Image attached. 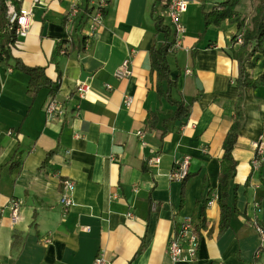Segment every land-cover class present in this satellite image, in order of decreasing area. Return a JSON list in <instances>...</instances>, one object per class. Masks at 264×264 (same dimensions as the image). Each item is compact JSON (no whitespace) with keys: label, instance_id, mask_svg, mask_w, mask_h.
Instances as JSON below:
<instances>
[{"label":"crops","instance_id":"0c3cea01","mask_svg":"<svg viewBox=\"0 0 264 264\" xmlns=\"http://www.w3.org/2000/svg\"><path fill=\"white\" fill-rule=\"evenodd\" d=\"M14 1L30 15L12 56L42 66L58 88L52 95L44 86L31 97L29 76L0 61V264H91L99 252L108 264H264V234L255 226L264 221V160L253 163V143L263 133L264 84L245 88L240 99L238 63L227 52L240 43L230 41L236 25H204L203 11L216 0H188L180 45L166 58L176 79L172 96L190 104L180 120L168 119L174 106L157 95L150 72L149 49L163 39L154 27V15H163L152 12L155 0H110L89 37L79 18L66 20L72 0ZM64 39L72 45L64 42L65 52L54 57ZM258 56L244 63L252 78L264 70V55ZM126 60L129 74L117 77ZM79 82L88 85L82 98ZM52 97L63 114L47 120L44 106ZM237 107L229 189L237 212L218 235L222 142ZM154 155L159 162L148 164ZM183 158L189 176L181 198L182 181L173 172ZM61 178L74 181L65 217ZM208 192L196 256L173 262L167 243L184 216L198 215L197 202ZM11 200L20 204L15 221Z\"/></svg>","mask_w":264,"mask_h":264},{"label":"trees","instance_id":"16d2710c","mask_svg":"<svg viewBox=\"0 0 264 264\" xmlns=\"http://www.w3.org/2000/svg\"><path fill=\"white\" fill-rule=\"evenodd\" d=\"M7 1H11L15 9L19 10L16 6L14 0H0V61L6 67L11 69H18L23 71L29 76L27 93L29 96H34L38 89L41 87H49L52 95L55 93L58 85L50 81L44 74V68L42 66H30L24 64L19 58L13 57L11 54V46L15 42L17 35L15 32L16 24L10 22V16L8 13ZM167 0H155L152 5V12H156L157 9H161L162 12L165 9V3ZM241 3V0H217L215 4L211 7L209 11H203L204 25L208 27L209 25H220L223 21H228L230 23H235L237 32L231 37V42H237V36L241 33V41L238 47L233 50V53L228 52V54L234 57L238 63V76L236 79V84L239 87L240 99H242L243 90L247 87L256 88L264 84V70L257 78H252L245 69L244 63L254 57L256 54L264 55V0H257L253 6V12L250 16V24L246 25L245 15L240 14L237 6ZM163 15H154V27L156 32L162 33L163 39L161 42H157L155 39L149 49L148 56L150 61V72H154L156 75V91L159 97H163L166 101L174 106V113L168 119H182L188 115L190 110V104H186L180 95L178 99L172 96V90L176 89V79L170 77V67L167 63V55L172 51V47L175 43L176 33L172 30L170 25L163 22ZM83 23V20L81 21ZM69 40L70 45H72L70 39L60 40L55 47L54 57L59 55L62 48V44ZM65 52V50H64ZM236 109V118L234 119L231 127L226 132V135L222 142L223 153L220 160V172H219V232L221 234L228 226L232 214L237 212L235 205V189H233V200L229 202V189L232 184L236 161L232 155V149L236 143L240 122L239 115L241 111L239 107ZM146 123L150 122L145 120ZM51 152H48L46 158L47 160ZM189 173L181 178V198H183V193L185 189L186 179ZM63 178L60 179V185ZM210 193L208 192L204 197L198 200V215L194 214L191 216V222L193 226V232L199 241L201 237V230L206 227L204 219L205 205L210 200ZM264 230V221L257 222ZM179 225L175 229L177 232ZM261 250V247L258 249ZM258 251V252H259ZM257 257V255H255ZM256 259V258H255Z\"/></svg>","mask_w":264,"mask_h":264},{"label":"built area","instance_id":"2783aa9c","mask_svg":"<svg viewBox=\"0 0 264 264\" xmlns=\"http://www.w3.org/2000/svg\"><path fill=\"white\" fill-rule=\"evenodd\" d=\"M110 0H72V5L66 14V20L71 23L75 18H79V22L83 20V26H87V37L93 35L94 31L102 25L104 14ZM188 0H167L165 3V9L162 14L170 22V26L176 33L175 43L173 47H178L179 37L184 32V27L181 23L180 16L186 10ZM8 13L10 16V22L16 24V35L26 29L29 22V10L15 9L11 1H7ZM82 24V23H81ZM237 41H241V34L238 36ZM15 43V42H14ZM12 47V46H11ZM65 49H61V53H64ZM128 61H124L122 66L116 71L117 77H122L129 74L127 68ZM88 90V85L84 82H79L77 85L78 96L82 98ZM130 98H126L125 103H129ZM44 112L47 120L60 117L63 114V108L61 102L55 97L50 98L44 106ZM140 133V132H138ZM141 135V133H140ZM254 156L253 163L257 164L264 160V118H263V133L262 138L253 143ZM159 162V156L154 155L147 160L148 164H154ZM187 158H183L181 164L173 172L175 178L181 179L186 174ZM73 189L74 181L72 179H64L61 183V192L58 199L61 207L62 216L65 217L70 207L73 205ZM19 202L17 200H11L9 203L11 218L15 221L18 217ZM130 215V214H129ZM256 230L260 234H264L263 228L255 223ZM49 241V237L45 239ZM198 246V239L193 232V226L190 216H184L181 219L177 232L169 239L166 247L168 256L173 262H177L183 259L192 260L196 256ZM109 260L103 252H99L91 264H108ZM216 264H224L219 261Z\"/></svg>","mask_w":264,"mask_h":264},{"label":"rangeland","instance_id":"374dc122","mask_svg":"<svg viewBox=\"0 0 264 264\" xmlns=\"http://www.w3.org/2000/svg\"><path fill=\"white\" fill-rule=\"evenodd\" d=\"M217 1V0H216ZM257 0H241V3L237 6V9L239 10L240 14H244L246 19H245V23L246 25H249L250 24V16L253 12V6L254 4L256 3ZM206 2V5H208V3L211 2V0H205ZM241 33L238 34V36L240 35ZM237 36V38H238ZM260 56H262L261 54H258ZM257 58V57H255ZM264 90V89H262Z\"/></svg>","mask_w":264,"mask_h":264},{"label":"water","instance_id":"95a60500","mask_svg":"<svg viewBox=\"0 0 264 264\" xmlns=\"http://www.w3.org/2000/svg\"><path fill=\"white\" fill-rule=\"evenodd\" d=\"M84 77V72L82 73V78Z\"/></svg>","mask_w":264,"mask_h":264}]
</instances>
